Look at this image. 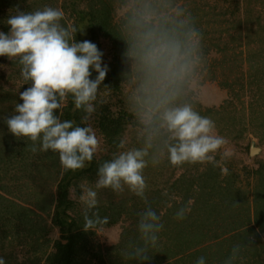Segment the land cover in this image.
Here are the masks:
<instances>
[{"label": "trees", "instance_id": "trees-1", "mask_svg": "<svg viewBox=\"0 0 264 264\" xmlns=\"http://www.w3.org/2000/svg\"><path fill=\"white\" fill-rule=\"evenodd\" d=\"M175 2L186 6L202 36L203 65L210 64L207 80L219 81L228 90L227 99L218 108H203L194 102L196 110L212 119L225 138L240 141L252 134L264 143V0H216L217 5L208 12L204 5L209 0ZM173 3L0 0V32L9 33L6 21L16 9L58 8L65 14L61 24L76 28L77 42L96 44L109 68L90 117L107 151L73 172L62 168L58 153H33L31 141L17 140L9 132L5 118L15 114L16 104L23 103L19 93L31 85L23 80L18 60L0 57V257L5 264H196L200 257L205 258V264H225L234 245H240L241 252L233 264H264V161L257 162L255 168H243V174L216 161L201 168H182L165 189L145 193L147 201L141 205L135 197L132 204L124 200L97 205L92 212L108 217V224L96 229L129 224L114 246L97 244L96 229L83 230L82 185L96 181L99 166L122 151L119 143L129 129L135 130L125 91L135 74L134 62L123 56L131 43L128 21L140 24L152 15L172 27L168 8ZM122 8L127 9L125 14L116 19ZM102 40L110 44L109 59ZM126 72L128 77H124ZM96 75L93 70L91 79ZM55 114L62 121L87 126L81 123L85 113L75 109L71 96ZM149 205L160 216L163 228L156 247L148 249L151 258L141 262L129 254L142 246L137 225ZM185 206L190 211L184 219H177V210ZM54 230L59 234L56 239L51 238Z\"/></svg>", "mask_w": 264, "mask_h": 264}, {"label": "clouds", "instance_id": "clouds-1", "mask_svg": "<svg viewBox=\"0 0 264 264\" xmlns=\"http://www.w3.org/2000/svg\"><path fill=\"white\" fill-rule=\"evenodd\" d=\"M171 14L172 27L152 15L140 24L128 21L131 43L123 56L134 62L135 74L127 81V99L140 146L114 154L99 166L94 187L82 189L79 200L85 206V232L108 224V217L92 212L98 204V190L122 193L127 188L147 201L144 170L149 163L159 165L165 158L173 167L213 163L227 144L217 134L215 122L200 115L193 102L203 66L202 36L191 14L175 0ZM64 15L61 9L47 6L36 11L16 9L6 21L9 33L0 32V57L18 60L23 80L31 85L19 93L23 103L16 104L15 114L5 118L9 132L17 140L31 141L33 153H58L62 168L75 172L93 160L100 140L91 126L62 121L55 113L71 96L75 109L85 113L81 123L87 124L96 111L94 102L109 68L96 44L77 42L76 28L61 24ZM93 70L97 73L94 80ZM128 76L126 72L124 77ZM118 147L125 149L126 141L121 140ZM222 155L229 158L231 153ZM189 211L187 206L179 208L177 219H184ZM137 227L143 243L129 256L143 262L151 258L148 249L156 247L163 224L149 205L140 214ZM240 252L241 246L234 245L225 264H233ZM0 264H5L2 257ZM196 264H205V258H198Z\"/></svg>", "mask_w": 264, "mask_h": 264}, {"label": "rangeland", "instance_id": "rangeland-1", "mask_svg": "<svg viewBox=\"0 0 264 264\" xmlns=\"http://www.w3.org/2000/svg\"><path fill=\"white\" fill-rule=\"evenodd\" d=\"M215 2L216 0H209V3L204 5L205 11L206 12L212 11L213 8L217 5L215 4ZM178 5L181 7L183 4L179 3ZM168 7L169 5H166V8ZM218 7H221L220 4L218 5ZM183 9L186 10L185 5H183ZM126 10H127L126 8H122L118 10L116 14V19H120L125 14ZM168 10L171 11V8H168ZM101 46L105 56L107 57V59H109L110 57L109 42L107 40H102ZM209 66H210L209 63L206 67H204V65L202 66L200 72V79L198 80V86L195 90L193 102L199 103L203 108H213V107L218 108L227 99L228 90L222 87L219 81L207 80L206 77L208 75ZM125 91L128 95L129 92L128 85ZM87 126H91L94 129L98 139L100 140V149L95 155L101 156L107 151L103 137L99 134V132L97 131V129L93 124V120H91L90 118L87 121ZM216 132L218 135L222 136L221 134H219V131L217 129ZM225 139L227 141V144L225 145L224 148L220 150L219 153L216 154L215 157V161L218 164L222 165L225 169L230 168L234 171H238L239 173L243 174V171H241L243 168L245 167L255 168L257 162L264 161V143H261L258 137L252 134H247L245 138L240 141H232L228 138ZM124 140L126 141V148L122 149V151L126 150L127 148L140 146L136 139V132L134 129H129L127 131ZM252 145H254L257 148H260V152L255 156L250 155V149ZM224 151H229L231 153V156L229 158H224V156L222 155ZM200 165L202 164H195V165L185 164L181 167H173L166 158L162 160V162L159 165H152L151 163H149V166L144 170V177L147 183L146 193L158 188L165 189L168 186L167 184H169L174 179L180 176V174L182 173V168L195 169L197 166L201 168ZM94 185L95 182L86 183L82 185V189L86 186L94 187ZM134 197H135V202L138 203L139 205L145 203L144 202L145 200L139 199V197L129 192L127 188H125V190L122 193L113 192L111 189H101L98 190L97 205H102L111 202L118 203L124 200H128V202L132 204L133 202H131L130 200ZM128 225H129L128 222H121L109 228L96 229L94 240L97 244L101 245L102 247L114 246L120 242L121 234L124 228L127 227ZM58 237H59L58 232L54 230L53 233L51 234V238L56 239Z\"/></svg>", "mask_w": 264, "mask_h": 264}, {"label": "water", "instance_id": "water-1", "mask_svg": "<svg viewBox=\"0 0 264 264\" xmlns=\"http://www.w3.org/2000/svg\"><path fill=\"white\" fill-rule=\"evenodd\" d=\"M260 152V148L255 147L254 145L251 146L250 155L255 156Z\"/></svg>", "mask_w": 264, "mask_h": 264}]
</instances>
